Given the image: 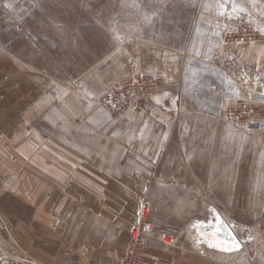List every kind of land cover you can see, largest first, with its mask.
<instances>
[{"label": "crops", "instance_id": "obj_1", "mask_svg": "<svg viewBox=\"0 0 264 264\" xmlns=\"http://www.w3.org/2000/svg\"><path fill=\"white\" fill-rule=\"evenodd\" d=\"M186 44L126 40L67 82L0 44V264H121L145 197L202 213L194 241L146 240L152 264H264V129L223 115L244 98L200 79L199 64L219 59L188 56L198 42ZM227 58L233 75L263 73L264 38ZM136 71L161 84L142 110L97 103ZM233 236L237 250L209 246Z\"/></svg>", "mask_w": 264, "mask_h": 264}, {"label": "rangeland", "instance_id": "obj_2", "mask_svg": "<svg viewBox=\"0 0 264 264\" xmlns=\"http://www.w3.org/2000/svg\"><path fill=\"white\" fill-rule=\"evenodd\" d=\"M137 38L170 46L198 42L188 56L219 59V65L199 64L204 74L198 77L230 83L245 100L264 108V72L253 76L241 66L233 75L224 61L231 46L263 40L264 0H0V44L65 82L85 75L122 42ZM138 72L151 79L143 71L134 74ZM258 126L264 129V122ZM148 200L156 236L196 239L200 209H155Z\"/></svg>", "mask_w": 264, "mask_h": 264}, {"label": "built area", "instance_id": "obj_3", "mask_svg": "<svg viewBox=\"0 0 264 264\" xmlns=\"http://www.w3.org/2000/svg\"><path fill=\"white\" fill-rule=\"evenodd\" d=\"M160 87L159 80L150 79L145 74L138 72L121 79L119 84L101 98L98 103L108 107L114 115L124 113L128 109L140 111L143 105L152 98L155 89ZM223 115L235 126L243 130H249L264 122V108L245 99L237 100L235 106ZM149 208L150 202L145 197L141 202L138 221L133 227L131 240L121 264H152L143 254L145 242L148 239L156 238L165 246H174V237L171 235L160 234L156 236V228L148 216ZM166 238H170V242H167ZM68 264L111 263L100 261L83 262L77 259H71Z\"/></svg>", "mask_w": 264, "mask_h": 264}, {"label": "snow or ice", "instance_id": "obj_4", "mask_svg": "<svg viewBox=\"0 0 264 264\" xmlns=\"http://www.w3.org/2000/svg\"><path fill=\"white\" fill-rule=\"evenodd\" d=\"M209 246L220 248L221 250L232 251L240 248V242L236 240V238L233 236L231 241H224V242L217 241L215 243L210 242Z\"/></svg>", "mask_w": 264, "mask_h": 264}, {"label": "bare ground", "instance_id": "obj_5", "mask_svg": "<svg viewBox=\"0 0 264 264\" xmlns=\"http://www.w3.org/2000/svg\"><path fill=\"white\" fill-rule=\"evenodd\" d=\"M166 241H167V242H170V238H166Z\"/></svg>", "mask_w": 264, "mask_h": 264}]
</instances>
